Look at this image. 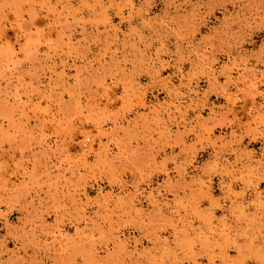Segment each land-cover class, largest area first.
Listing matches in <instances>:
<instances>
[{
	"label": "rangeland",
	"instance_id": "1",
	"mask_svg": "<svg viewBox=\"0 0 264 264\" xmlns=\"http://www.w3.org/2000/svg\"><path fill=\"white\" fill-rule=\"evenodd\" d=\"M0 264H264V0H0Z\"/></svg>",
	"mask_w": 264,
	"mask_h": 264
}]
</instances>
